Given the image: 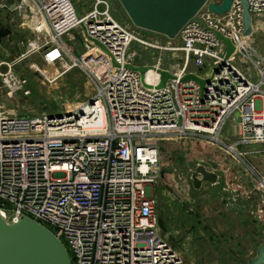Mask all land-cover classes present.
<instances>
[{
  "label": "built area",
  "instance_id": "built-area-1",
  "mask_svg": "<svg viewBox=\"0 0 264 264\" xmlns=\"http://www.w3.org/2000/svg\"><path fill=\"white\" fill-rule=\"evenodd\" d=\"M248 3L254 32L264 26V0ZM24 14L34 39L22 57L41 53L57 73L48 77L38 63L31 69L52 82L78 69L93 84L96 101L90 97L62 117L20 116L0 102V213L9 223L28 216L48 227L72 264H188L158 226L159 142L201 135L243 160L264 153V58L244 36L243 1L233 0L222 16L205 6L184 26L180 43L161 45L118 22L107 0H94L87 12L75 0H21L13 18ZM226 39L235 51L230 65L216 72ZM137 42L181 52L183 60L168 68L157 64L154 75L143 77L134 69ZM237 60L245 81L232 65ZM17 63H0L7 98L31 93ZM162 71L172 77L160 88ZM190 74L209 82L202 87L186 80ZM230 120L238 136L226 135ZM250 170L264 192V176Z\"/></svg>",
  "mask_w": 264,
  "mask_h": 264
},
{
  "label": "rangeland",
  "instance_id": "rangeland-1",
  "mask_svg": "<svg viewBox=\"0 0 264 264\" xmlns=\"http://www.w3.org/2000/svg\"><path fill=\"white\" fill-rule=\"evenodd\" d=\"M93 1L75 0L81 12ZM107 1L113 17L134 29L143 41L151 42L158 37L164 44L168 43L167 37L136 27L119 0ZM175 40L173 44L180 43L179 38ZM256 40L264 54V35H256ZM81 43L78 39L75 44L79 52H83ZM73 44L69 42L70 46ZM4 47L9 56L2 51L4 56H0V62H10L12 57H16V70L29 79L31 93L28 96L19 93L7 98L5 88L0 89V102L16 109L20 116L64 113L77 108L94 95L93 84L80 70H72L52 82L31 69L33 63H38L44 67L48 77L56 75L57 69L45 65L41 56H10L23 55L26 44L24 48L16 43ZM133 49L138 52L136 63L149 67L151 75H154L152 68L157 64L168 68L183 60L181 52L161 51L139 42L133 45ZM238 63L237 60L235 64ZM2 70H5V66ZM225 128L226 135L238 136L239 129L233 120ZM232 140L230 138L228 141ZM159 146L161 174L153 191L159 203L158 226L161 232L188 264H238V203L243 201L244 208H247L258 200L257 219L259 211L264 210V192L259 189L257 178L250 170L254 167L259 172L253 160L250 157L240 159L228 152L224 145L201 135L185 138L169 135L159 142ZM199 165L217 173L219 179L216 183L207 182L196 190L192 175ZM260 219L264 220V216H260Z\"/></svg>",
  "mask_w": 264,
  "mask_h": 264
},
{
  "label": "water",
  "instance_id": "water-1",
  "mask_svg": "<svg viewBox=\"0 0 264 264\" xmlns=\"http://www.w3.org/2000/svg\"><path fill=\"white\" fill-rule=\"evenodd\" d=\"M133 24L147 31L163 35L170 40L178 37L184 26L208 5L210 12L222 16L227 14L233 0H119ZM245 14V37L253 34L252 15L249 10L248 0H242ZM17 3L11 7H3L0 14L5 12V18H0V42L6 37L12 40L13 12ZM78 10V9H77ZM228 46L225 60L216 70L222 66L230 65L229 60L235 51L231 40H225ZM156 43L161 45L163 41L158 38ZM233 67L242 73L245 81L246 75L241 66L233 63ZM231 66V69L233 68ZM134 69L142 74L149 70L147 66H137ZM160 88L164 87L172 75L167 71L161 72ZM186 80L198 81L202 87L209 82L195 74H190ZM91 103L96 99L91 96ZM68 115L72 113L67 112ZM238 114L236 117L238 118ZM53 117V114H50ZM62 117V112L58 113ZM200 175V176H199ZM219 175L210 171L206 166L199 165L192 175L193 187L201 189L204 183H216ZM0 264H72L69 252L64 243L45 225L31 217L24 216L17 222L9 223L0 213ZM248 264H264V243L257 250L256 256L249 260Z\"/></svg>",
  "mask_w": 264,
  "mask_h": 264
},
{
  "label": "crops",
  "instance_id": "crops-1",
  "mask_svg": "<svg viewBox=\"0 0 264 264\" xmlns=\"http://www.w3.org/2000/svg\"><path fill=\"white\" fill-rule=\"evenodd\" d=\"M14 2L19 4L21 0H0V3L2 4V6H0V9L3 8L5 4L11 7ZM91 6L86 7L82 12H87L89 9H91ZM25 19H27L26 14H24V19L19 15H16L15 18H13L12 40L6 37L2 40V42H0V56H9L4 46L16 43L23 47L24 44H27L34 39V32H32L29 27L30 25H28V22ZM257 21L261 22V20ZM261 34L264 35V26L259 24V27H257L253 32V35L250 38V42L256 46L259 53L264 58V54L260 51L256 40V35ZM155 39L157 40L158 37ZM2 51L5 52L4 55ZM10 56L22 55L11 54ZM30 56H42V54L33 53ZM13 58L14 57H12L10 62L17 61L16 57L15 59ZM2 62L4 61H1L0 63ZM255 79H257V77H255ZM250 158L259 169V172L264 176V153L256 154L255 156ZM243 203V201L238 203V264H248L249 260L256 256L258 247L262 243H264V220H258L260 216L258 217V219L255 218L256 205L258 204V200L250 204V206L247 208H244Z\"/></svg>",
  "mask_w": 264,
  "mask_h": 264
},
{
  "label": "flooded vegetation",
  "instance_id": "flooded-vegetation-1",
  "mask_svg": "<svg viewBox=\"0 0 264 264\" xmlns=\"http://www.w3.org/2000/svg\"><path fill=\"white\" fill-rule=\"evenodd\" d=\"M3 17L5 18V12H2V14H0V18ZM11 26L13 27V24H11ZM205 185V183L202 185V187Z\"/></svg>",
  "mask_w": 264,
  "mask_h": 264
}]
</instances>
